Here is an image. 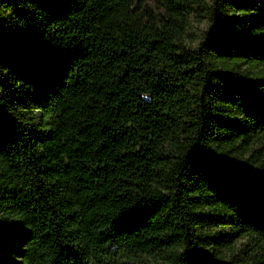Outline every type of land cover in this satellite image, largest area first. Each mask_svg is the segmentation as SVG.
Returning a JSON list of instances; mask_svg holds the SVG:
<instances>
[{
  "label": "trees",
  "instance_id": "obj_1",
  "mask_svg": "<svg viewBox=\"0 0 264 264\" xmlns=\"http://www.w3.org/2000/svg\"><path fill=\"white\" fill-rule=\"evenodd\" d=\"M0 264H264V0H0Z\"/></svg>",
  "mask_w": 264,
  "mask_h": 264
},
{
  "label": "rangeland",
  "instance_id": "obj_2",
  "mask_svg": "<svg viewBox=\"0 0 264 264\" xmlns=\"http://www.w3.org/2000/svg\"><path fill=\"white\" fill-rule=\"evenodd\" d=\"M207 28V20L203 19L202 17H196L191 29V40H195L196 37H199L203 31Z\"/></svg>",
  "mask_w": 264,
  "mask_h": 264
}]
</instances>
